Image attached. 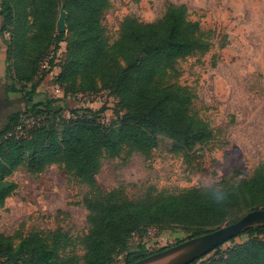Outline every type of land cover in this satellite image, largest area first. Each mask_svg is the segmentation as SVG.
<instances>
[{
    "label": "trees",
    "instance_id": "trees-1",
    "mask_svg": "<svg viewBox=\"0 0 264 264\" xmlns=\"http://www.w3.org/2000/svg\"><path fill=\"white\" fill-rule=\"evenodd\" d=\"M105 3L64 0L67 46L54 79L63 96L97 88L109 90L124 109L117 126L105 125L100 110L90 108H84L81 114L76 112L81 107L75 108L66 117L61 108L54 109L56 98L29 105L43 79L41 64L48 62L51 71L59 49L62 33H55L59 0L1 2L0 34L10 33V40L3 39L5 61L18 50L26 56L28 32L34 31L33 38L42 39L44 46H54L49 59L30 64L29 74L16 68L14 79L22 83L21 89L26 91L30 85L24 98L26 111L9 114L0 125V208L17 187L6 177L20 165L41 172L60 163L93 186L102 160L117 157L124 148L147 155L164 134L173 140L172 149L178 152L211 137L210 128L188 113L185 96L156 83L174 60L206 48V42L195 35L194 25L185 20L179 8L168 7L162 24H124V39L109 45L99 18ZM8 90L18 91L14 85ZM22 115L37 122L23 124ZM240 200L246 206L254 205L246 212L264 208V164L238 185L222 207L208 201L198 188L179 195L160 193L149 202H115L108 195L88 201L90 229L81 241L82 263L73 253L63 254L70 246V237L53 231L45 236L29 234L17 243L0 235V264H114V257L120 254L124 264H131L153 253L144 252V244L137 251L127 250L129 238L140 230L171 227L197 236L222 226L228 218V204H239ZM239 235L246 238L224 250L221 244L212 250L215 253L211 258L203 260L206 254L190 264H264V226L247 228Z\"/></svg>",
    "mask_w": 264,
    "mask_h": 264
},
{
    "label": "rangeland",
    "instance_id": "rangeland-1",
    "mask_svg": "<svg viewBox=\"0 0 264 264\" xmlns=\"http://www.w3.org/2000/svg\"><path fill=\"white\" fill-rule=\"evenodd\" d=\"M63 5L64 0H59L55 33L62 35L51 73L36 88L29 105L56 98L54 109L61 108L66 117L75 108L81 107L76 110L78 114L90 108L100 110L105 125L117 126L124 109L109 90L97 88L67 96L55 90L54 78L60 72L67 46ZM168 7L179 8L185 20L194 25L195 35L207 45L204 50L174 60L156 83L185 96L188 113L210 128L211 137L178 152L172 149L173 140L164 134L147 155L124 148L117 157L102 160L93 186L60 163L41 172L20 165L6 177L17 187L0 208V235L17 243L29 234L45 236L61 231L70 237V246L63 254L73 253L82 263L81 241L90 229L88 201L108 195L115 202H149L160 193L185 194L198 188L199 181L209 175L222 183L237 177L240 184L264 164V0H106L99 17L106 41L109 45L120 43L124 24H162ZM59 21H63L64 30L58 29ZM33 34L28 32L26 38V56L18 50L8 61L3 39L10 40V33L0 34V125L9 114L27 108L24 98L30 84L26 91L21 89L22 83L14 79L16 68L29 74L31 63L37 65L53 55L54 43L44 46L43 40L34 39ZM11 85L18 91H9ZM21 117L23 124L33 122L28 115ZM251 207L243 200L229 203L223 225ZM191 235L183 229L149 226L129 238L127 250L137 251L144 244V252H155ZM245 238L236 236L223 243L221 250ZM214 253L209 252L203 260ZM123 258V254L115 256L114 264H124Z\"/></svg>",
    "mask_w": 264,
    "mask_h": 264
},
{
    "label": "water",
    "instance_id": "water-1",
    "mask_svg": "<svg viewBox=\"0 0 264 264\" xmlns=\"http://www.w3.org/2000/svg\"><path fill=\"white\" fill-rule=\"evenodd\" d=\"M58 29L64 30L63 21H59ZM254 226H264V208L245 212L231 223L165 247L131 264H190L208 254L217 246L238 236L245 229Z\"/></svg>",
    "mask_w": 264,
    "mask_h": 264
},
{
    "label": "clouds",
    "instance_id": "clouds-1",
    "mask_svg": "<svg viewBox=\"0 0 264 264\" xmlns=\"http://www.w3.org/2000/svg\"><path fill=\"white\" fill-rule=\"evenodd\" d=\"M238 185L239 179L237 177H232L222 183L215 176L209 175L199 181L198 189L208 201L222 207L227 204Z\"/></svg>",
    "mask_w": 264,
    "mask_h": 264
},
{
    "label": "built area",
    "instance_id": "built-area-1",
    "mask_svg": "<svg viewBox=\"0 0 264 264\" xmlns=\"http://www.w3.org/2000/svg\"><path fill=\"white\" fill-rule=\"evenodd\" d=\"M47 72V74H43V73H46ZM39 73H40V76H43V79L49 74V73H51V71H50V69H49V65H48V62H46V61H44L42 64H41V66H40V71H39ZM55 77V76H54ZM42 79V80H43ZM55 90L58 92V93H63V92H61L62 90H61V88L55 83ZM35 123V120H33V122H31L30 123V125H32V124H34ZM18 129H19V127H18Z\"/></svg>",
    "mask_w": 264,
    "mask_h": 264
}]
</instances>
